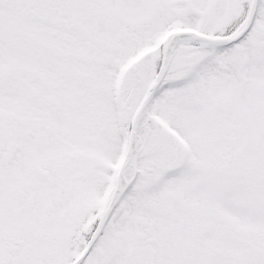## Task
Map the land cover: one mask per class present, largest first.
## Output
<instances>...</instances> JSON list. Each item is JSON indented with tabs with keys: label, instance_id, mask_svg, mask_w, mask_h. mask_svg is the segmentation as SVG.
I'll list each match as a JSON object with an SVG mask.
<instances>
[{
	"label": "snow or ice",
	"instance_id": "1",
	"mask_svg": "<svg viewBox=\"0 0 264 264\" xmlns=\"http://www.w3.org/2000/svg\"><path fill=\"white\" fill-rule=\"evenodd\" d=\"M0 264H264V0H0Z\"/></svg>",
	"mask_w": 264,
	"mask_h": 264
}]
</instances>
